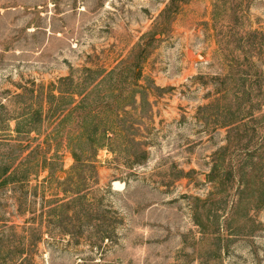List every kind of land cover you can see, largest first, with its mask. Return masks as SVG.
Instances as JSON below:
<instances>
[{"label":"rangeland","instance_id":"1","mask_svg":"<svg viewBox=\"0 0 264 264\" xmlns=\"http://www.w3.org/2000/svg\"><path fill=\"white\" fill-rule=\"evenodd\" d=\"M87 69L122 92L106 147L75 146L95 168L66 140L85 109L57 127L79 97L44 101ZM13 161L0 264H264V0H0V174Z\"/></svg>","mask_w":264,"mask_h":264},{"label":"trees","instance_id":"2","mask_svg":"<svg viewBox=\"0 0 264 264\" xmlns=\"http://www.w3.org/2000/svg\"><path fill=\"white\" fill-rule=\"evenodd\" d=\"M88 73L85 76H82V78L76 77L73 74H70L69 76L66 77H61L59 78V80L57 81V83H52V86L55 87V90H57L59 92V94H55L54 92H49L46 96L44 101L47 102V104L49 105V110H51L52 108H54L53 110H51L53 112V114H55L59 107H61L62 102L64 101H68V104H75L77 98L76 96L79 97V101L76 104V106L74 108H68L64 114L62 113V111L64 110V108L62 107L61 110L59 111V122L57 124L58 129L64 127V124L66 122H68L69 118L73 116V112L75 110H77L80 106H82L84 109V111L81 114H78V125H80V128H83L85 130H83V132L80 133L75 136V134H71L70 131L67 132L66 134V140H67V144L69 147H71L72 151H73V156L75 158L76 164H90L92 165V167L95 168V156H96V152L101 149L106 147V132H105V127H106V123L107 121H105V111H106V107L107 104L112 105V101L115 99L117 104H113V106H119L121 105V98H122V92L119 88H114L112 90H105L104 94H103V85L106 87V85L109 83L110 79H113V72H109V74H107L105 76V73L103 72H99V70H95V69H87ZM103 71V70H102ZM105 72V71H104ZM134 75H135V79L138 80L142 77V72H135L133 71ZM79 79V80H77ZM66 87V88H64ZM99 89V100L100 101H104L102 99H106V101H108L106 104H100L98 107L95 106V104L93 105V103L95 102V99H91L94 90ZM109 99H112L111 101H109ZM141 99L143 100L144 97L141 96ZM58 102L59 104L56 103L54 106L53 102ZM93 105V106H92ZM81 107V108H82ZM39 113V111H38ZM25 121H27V119H25ZM30 123V122H29ZM29 125V124H28ZM31 125V124H30ZM94 127V130L92 131H88L87 128L88 127ZM31 127V126H30ZM104 127V128H102ZM102 129V130H101ZM19 134H24L23 131L20 130V121L17 124V130H16ZM79 139V140H78ZM78 141H83L85 143H92V147H93V151H96L93 154V158L92 159H82L79 152H77L76 150V144ZM38 150H40V148L38 147L36 150L31 151L27 156H25L23 162H21L19 164L20 167L25 166L27 163V160L30 157V154H34L35 152H38ZM142 152L145 153L144 150H142ZM142 153V154H144ZM24 151L22 152V154H20V158L23 157ZM17 159V158H16ZM15 159V161H16ZM13 163H15L14 161L8 166V168H6L1 174H0V179L3 177V175H5L11 168H13ZM46 164V161H45ZM74 169V168H73ZM214 171H216V168L213 169ZM210 177H212L213 179V175L211 174ZM9 180L12 179H17V175L16 172L13 174H10V176L8 177ZM71 202V201H69ZM69 203H66L65 205H68ZM64 205V206H65ZM63 205H55L54 207H51V211H58L60 208L64 207ZM102 238L105 239V235L102 236ZM107 239H110L109 237H107ZM33 243L30 244V246Z\"/></svg>","mask_w":264,"mask_h":264},{"label":"water","instance_id":"3","mask_svg":"<svg viewBox=\"0 0 264 264\" xmlns=\"http://www.w3.org/2000/svg\"><path fill=\"white\" fill-rule=\"evenodd\" d=\"M197 58H203V56H201V55H198V56H197Z\"/></svg>","mask_w":264,"mask_h":264}]
</instances>
